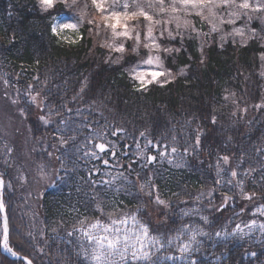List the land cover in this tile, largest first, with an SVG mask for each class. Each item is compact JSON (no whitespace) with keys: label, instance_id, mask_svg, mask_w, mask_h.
I'll return each instance as SVG.
<instances>
[{"label":"trees","instance_id":"obj_1","mask_svg":"<svg viewBox=\"0 0 264 264\" xmlns=\"http://www.w3.org/2000/svg\"><path fill=\"white\" fill-rule=\"evenodd\" d=\"M59 14L38 0H0V102L17 116L19 110L31 114L33 137L46 133L45 147L38 141L28 146L36 165L42 150L57 147V173L36 194L39 226L32 230L28 212L18 210L21 189L14 193L11 170L4 168L8 157H0L9 246L19 255L4 253L0 243V264H27L23 257L32 264H93L85 255L90 223L144 217L151 196L173 209L160 237L189 239V259L126 264H264V232L235 229L264 208L263 37L221 41L193 14L194 34L168 45L180 49L165 57L177 75L137 90L129 73L141 59L132 51L134 41H126L123 53L113 51L103 44L106 37L84 24L72 31V44L51 30ZM203 30L204 41L197 35ZM23 92L41 95L42 114L52 119L45 127L30 118ZM8 100H18L17 110ZM24 126L15 130L22 133ZM97 143L109 147L101 153ZM223 171L225 179L218 180ZM179 246L168 244L164 253Z\"/></svg>","mask_w":264,"mask_h":264},{"label":"rangeland","instance_id":"obj_2","mask_svg":"<svg viewBox=\"0 0 264 264\" xmlns=\"http://www.w3.org/2000/svg\"><path fill=\"white\" fill-rule=\"evenodd\" d=\"M39 2V0H38ZM125 2V0H120V4L122 5ZM129 3V11L135 10L133 7H131L132 0H127ZM250 4L253 7H250L248 9H240L236 7V5L242 3V0H236V5H220L219 7L214 8V12L216 13L215 16L208 13L207 9L204 10V17L206 19L202 18L200 16V20L209 28L210 32H215L218 38L221 41L226 40H233V41H246L251 36L259 34L263 37V44H264V11H255L253 10L255 5L257 3L264 4V0H249ZM108 3H111V0H108ZM140 3L144 7V10L147 11L150 15L154 17V20H161L160 25L152 24L153 27V35L157 38V42L161 45L160 49L152 50V55H160L161 60L163 63V69L158 70H167L165 66V57L166 53L163 51L164 48H170L174 49L172 46H168L171 43V40L174 41L173 38H170L167 34V31L164 32V36H160V32L163 31L165 28L172 31L173 36L175 39L183 38L184 34L190 33L194 34V31L192 30V24L191 26L185 28L184 27V20H190L193 22V14L188 15L184 12L183 8H181V11L178 13H172L169 5L171 4V0H165L164 7L168 9V11L164 13L159 12L160 5L156 4L153 7L148 6V0H140ZM40 4V2H39ZM41 6V4H40ZM42 7V6H41ZM177 7H180L177 5ZM57 8L60 11V14L57 16L54 22H66L67 18L71 17V22H78L79 15L83 12L84 13V20L82 23H80L79 28H81L84 24H87L88 26H91L95 28V30L99 33V35L103 38L106 37L103 44L107 47V44L111 43L114 45H119L120 43H123L125 46L126 41H134V46L136 45V41L134 39L135 33L137 31L141 34V44L139 46V54L141 59H138V63L147 57L149 54L148 49L143 48V43L147 42L144 39V34L147 31V27L150 23L149 21L144 20L143 17H138L135 20H131L128 22L129 29L132 30V39H127L124 37H114L112 34V31L110 28L105 27L103 21L100 19L102 13L98 11L91 3V0H77V3L75 5L72 4V0H55L54 7ZM116 11H123L122 7H118L115 9ZM238 12L239 18L237 19L234 16H230V12ZM107 14V13H103ZM250 14H253V18L257 19L259 22L260 28H256L252 25V19H249ZM174 17H178L179 19H174ZM221 19L223 20V23H221ZM89 20H93V23H88ZM171 21V23L165 24L164 21ZM229 20H235V23H228ZM177 23L180 24V28H177ZM213 25L216 26V30L213 31ZM234 28H241L243 29V34H237L233 32ZM252 29H255V34L252 33ZM117 30H120L119 28ZM204 31V30H203ZM72 31L71 30H64L59 36H61L63 39L67 37L68 41L74 40L73 37H71ZM197 35H200L201 40H206L208 38L207 35H205L204 32L197 33ZM221 37H224L222 40ZM66 40V39H65ZM132 44V42H131ZM133 46V47H134ZM108 49H111L107 47ZM177 49V48H176ZM112 50V49H111ZM138 63H136L134 66H136ZM132 66L129 69V73L134 68ZM171 70V69H170ZM173 77L177 75V71L171 70ZM263 77H264V59H263ZM163 79V78H162ZM172 80V79H171ZM138 83V82H137ZM139 84V83H138ZM23 96L25 98V102L29 105L30 112L32 113L31 119H34L35 123L41 124L40 127H45L46 123L40 119L41 116L45 117L48 122H51V117H48L47 115L44 116L42 114L41 110V95L37 93H30V92H23ZM35 98V99H33ZM10 104H12L13 109L17 110L18 107V100L9 101ZM20 115H16L13 111H11V106L9 104H5V102H0V157L2 154L6 155L8 157V160L6 162V168L7 170H11L12 177L14 179V193L17 195L19 189H21V194L19 193V198L17 200V206L18 210L22 213H27L28 219H29V225L32 226L33 229H37L39 226V217L36 212V194L39 192V190L42 187H46L47 185L51 184L53 182V179L56 176L57 173V167L54 164L53 159H55L54 150L57 149L55 145H52V149L48 150H42L40 152V159L38 164L36 165V159L34 157L33 153H30V149L28 146L32 147L33 142H39L40 144H43L44 147L47 145L46 133L42 132L44 134L43 136L39 137H33L30 131L28 130L30 124L27 123L28 114L31 115L28 112H24V110L18 111ZM25 121V122H23ZM23 122V123H22ZM26 124V127L23 128V132H17L15 130V127L23 126ZM44 124V125H43ZM28 131V132H27ZM31 134V141L30 144L28 143V136ZM43 137V138H42ZM21 140L20 142L16 140ZM228 162V160H227ZM2 168L0 167V172ZM226 171H223L221 175H219V179L221 178V181L225 179ZM1 185V182H0ZM226 203V202H225ZM5 205V204H4ZM23 209V210H22ZM261 209V208H260ZM173 209L168 204V202L165 201L164 204L157 203L156 198L151 196V201H149L144 206V212L146 213V216L144 217H138L136 214H127L120 218L112 219L108 222H101L103 225H109L112 223V221L116 220H124L126 219V223H120L113 225V227L120 229V235L123 237V235L127 234L131 238V242H136V236H141L142 242H143V250L140 249V244L135 243V249L132 247L129 248V251L126 254V259L123 262H120V257L117 255L113 259L117 262H120V264H126L128 261H150L153 259H157L160 254L164 253L165 247L168 246V244L172 243H179V248L177 250H174L171 252V257H175L177 259H189V256L187 255L189 253V249L191 247V243L189 239L185 238H174L169 241L164 242V239L160 237L159 231H161L163 228H166L169 223V217L172 213ZM261 211H258L254 214L257 216L255 219H250L248 221H241L235 223V229L236 225H240L241 229H243L242 232H249L246 225L249 224V222L255 220L256 225L252 229V231H259L264 232V230L260 229V224L264 223V219H260L259 217H262ZM6 217L7 214L5 213ZM133 217L135 219H133ZM8 221V219H7ZM4 223L2 221L1 223V230L3 235V227ZM96 223L92 222L93 224ZM9 224V223H8ZM147 225L148 227V236L143 237L142 230L140 228V225ZM90 225L85 229L84 233L86 232H92L93 234H102L97 233L95 229H92ZM9 227V225H8ZM240 232V231H238ZM170 236H173L176 234L174 230H170L169 232ZM85 235V234H84ZM86 236V235H85ZM87 238V236H86ZM187 245V250L181 251V248ZM94 247V242L89 241L87 238V247L85 255H87V258L91 261V263L94 264V262L91 260V253L92 248ZM133 251L136 252L137 259L132 258ZM147 253V257L143 255V253Z\"/></svg>","mask_w":264,"mask_h":264},{"label":"snow or ice","instance_id":"obj_3","mask_svg":"<svg viewBox=\"0 0 264 264\" xmlns=\"http://www.w3.org/2000/svg\"><path fill=\"white\" fill-rule=\"evenodd\" d=\"M42 8L44 10L50 9L54 7L55 0H39ZM77 3V0H72V4L75 5ZM92 5L102 13L100 19L103 21L105 27H108L111 29L112 34L114 37H124L127 39H132V30L128 27V22L131 20H135L138 17H143L144 20L152 22L147 27V31L144 34L145 43H143V48L149 50V54L146 58L142 59L130 72L131 78L139 83V89L142 90L146 89L149 85L152 83H158L161 86L164 84L170 82L171 79H174L173 74L170 69L167 70H158L163 69V63L161 60L160 55H152V50H157L161 48V45L157 42V38L153 35V27L152 24L160 25L162 22L161 20H154V17L150 15L147 11L144 10V7L140 3V0H132L131 7H133L135 10L129 11V3L127 0L121 5L120 0H111V3H108V0H91ZM156 4L160 5L159 12L164 13L168 11L167 8L164 7L165 0H148V6L153 7ZM179 5L180 7H177ZM220 5H236V0H171V4L169 5L172 13H178L181 11V8H183L184 12L188 15H198L202 18L206 19L204 17V10L207 9L208 13L215 16L216 13L214 12V8L219 7ZM118 7H122L123 11H116L115 9ZM236 7L240 9H248L250 7H253L249 0H242V3L236 5ZM255 11H264V4L257 3L254 7ZM107 13V14H103ZM230 16H234L237 19L239 18L238 12H230ZM56 18H54L55 20ZM174 19H179L178 17H174ZM251 19V17H249ZM72 18H67L66 22L60 23V22H54L52 24L51 30L54 34L60 35L64 30H71L75 33H79V25L84 20V13L82 12L79 15L78 22H71ZM93 20H89L88 23H93ZM165 24L171 23V21H164ZM184 27L187 28L191 26L192 22L190 20H184ZM221 23H223V20L221 19ZM228 23H235V20H229ZM177 28H180V24L177 23ZM213 31L216 30V26L213 25ZM120 30H117V29ZM167 31V34L170 38H175L173 36L172 31L165 28L163 31L160 32V36H164V32ZM193 31H195V28L193 27ZM253 34H255V29L251 30ZM233 32L237 34H243V29L241 28H234ZM67 40L68 38L65 37ZM77 39L82 40V36H78ZM134 39L136 41V45L132 48L133 52L139 51V46L141 44V34L139 31L135 33ZM223 40L224 37H221ZM72 44H75L77 40H70L69 41ZM107 47L111 48L113 51L123 53L126 49L123 43H120L119 45L114 44H107ZM180 49H170V48H164L163 51L165 53H170L172 51H179ZM262 59H264V54H262ZM183 71V70H181ZM163 78V79H162ZM83 90V89H82ZM35 99V98H33ZM41 120H43L45 123H47V119L43 116L40 117ZM213 122H215V117H213ZM117 131H122L118 129ZM116 133L113 132L112 135H115ZM144 133H141V136H143ZM61 140L63 138L61 137ZM197 144H199V137H197L196 140ZM148 143H151L149 141ZM97 149L101 153H104L108 149V145L105 143H97L95 145ZM147 147V145H145ZM114 148V146H113ZM137 149L139 151L140 146L137 145ZM176 151L175 148L172 149V152L174 153ZM91 155L95 156L96 153H90ZM115 151H112V156L115 157ZM161 156H164L165 153L161 152ZM149 161H154L156 159L155 156L149 155L147 157ZM229 158L227 156L223 157V160L227 162ZM103 163L105 165H108L109 161L107 159L103 160ZM233 176H236V172H232ZM59 178L58 175L56 177ZM116 178H113V181ZM105 183H109L108 181H105ZM143 187V185L141 186ZM254 195V194H253ZM248 199H251L252 196H247ZM230 199L229 197H225V200ZM157 203L164 204L165 201L160 200L157 196L156 198ZM98 208H100L99 205H97ZM3 208V204L0 203V209ZM102 210V209H101ZM258 211H261L262 214H264V208L258 209ZM133 219H135L133 217ZM126 219L119 220V221H112L109 225H103L99 220L96 221V223H93L90 225L92 229H95L97 233L102 234H93L92 232H86L85 235L87 236L89 241L94 242V247L92 248L91 253V260L94 262V264H120V262H123L126 259V254L129 251V248L132 247L135 249V243L140 244L141 251L143 250V242L141 239V236H136V242H131V238L129 235L125 234L123 237L120 235V229L113 227V225L120 224V223H126ZM256 225V221L253 220L249 222L246 227L248 228L249 232L252 231L254 226ZM260 229L264 230V223L260 224ZM140 228L142 230L143 237L148 236V227L147 225H140ZM236 231L242 232L243 229H241L240 225H236ZM196 233H193L192 239H195ZM217 235H220V233H217ZM0 243H2V246L8 250L12 251V249L9 247V239H8V226L7 222L5 221L4 227H3V238L0 240ZM187 250V245H184L181 248V251ZM13 255H16L15 252L12 253ZM120 257V262H117L113 258L115 256ZM145 257H147V253H143ZM132 258L137 259L136 252L133 251ZM27 261V264H32L31 260H28L27 257L24 258Z\"/></svg>","mask_w":264,"mask_h":264},{"label":"bare ground","instance_id":"obj_4","mask_svg":"<svg viewBox=\"0 0 264 264\" xmlns=\"http://www.w3.org/2000/svg\"><path fill=\"white\" fill-rule=\"evenodd\" d=\"M43 188H45V187H42L41 189H43ZM7 219H8V217H7ZM30 229L32 230L33 229V227L31 226L30 227ZM191 248V247H190ZM190 250V249H189ZM171 253H162V254H160V256H159V259L161 260V261H166V260H169V261H174L175 260V257H171ZM180 260V259H179Z\"/></svg>","mask_w":264,"mask_h":264},{"label":"water","instance_id":"obj_5","mask_svg":"<svg viewBox=\"0 0 264 264\" xmlns=\"http://www.w3.org/2000/svg\"><path fill=\"white\" fill-rule=\"evenodd\" d=\"M3 183V182H2ZM2 191H3V189L1 188L0 189V199L2 198ZM3 217H4V221H6L7 222V226H8V221H7V217H6V215H5V213L3 212ZM9 232V231H8Z\"/></svg>","mask_w":264,"mask_h":264}]
</instances>
